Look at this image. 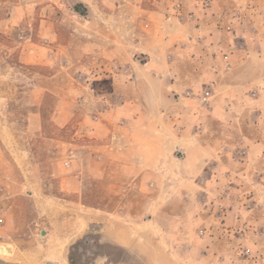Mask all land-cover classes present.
<instances>
[{"label":"rangeland","instance_id":"obj_1","mask_svg":"<svg viewBox=\"0 0 264 264\" xmlns=\"http://www.w3.org/2000/svg\"><path fill=\"white\" fill-rule=\"evenodd\" d=\"M260 7L264 0H0V245L13 251L0 260L70 264L87 236L103 252L88 264H234V231L242 223L264 229V211L247 212L238 195L206 203L195 185H109L107 165L96 170L92 121L75 110L83 95L75 75L115 60L134 61L143 75L169 39L181 55L192 43L201 59L215 56V43L243 53L237 40L264 38ZM148 55L154 61L144 69ZM147 84L155 97L159 82ZM122 85L104 79L96 94ZM141 188L164 197L146 209ZM174 189L178 200L165 198ZM241 194L264 201V187ZM244 242L264 264V240L249 234Z\"/></svg>","mask_w":264,"mask_h":264},{"label":"crops","instance_id":"obj_2","mask_svg":"<svg viewBox=\"0 0 264 264\" xmlns=\"http://www.w3.org/2000/svg\"><path fill=\"white\" fill-rule=\"evenodd\" d=\"M176 40L162 43L161 62L154 70L141 69L139 75L134 61H118L121 74L106 78L123 87L105 95L104 120L90 127L96 170L104 172L107 165L113 178L109 185H118L119 179L126 185H195L206 203L244 198L242 189L264 187V53L252 48L264 46V38L237 40L243 53L232 49L233 44L221 52L215 43L208 47L215 56L202 59L198 51L191 54L192 43L181 55ZM170 50V56L163 55ZM146 59L144 69L154 61L153 56ZM150 78L159 82L155 97L147 84ZM207 88L213 93L210 107L183 98L188 90ZM175 126H182V132L175 133ZM174 190L165 198L178 200L181 191ZM140 192L146 209L150 200L159 203L164 197L162 191L154 197L144 188ZM190 220L199 221L201 215Z\"/></svg>","mask_w":264,"mask_h":264},{"label":"built area","instance_id":"obj_3","mask_svg":"<svg viewBox=\"0 0 264 264\" xmlns=\"http://www.w3.org/2000/svg\"><path fill=\"white\" fill-rule=\"evenodd\" d=\"M47 42V41H46ZM121 64L118 60H115L111 63L106 64H95L94 67H90V71L86 72L85 69L80 70L75 75V80L78 85L83 90V95L77 104L75 110L77 112H84L90 118L92 123H98L101 120H104L103 115L107 110L105 104V97L96 94V84L101 82L102 80L110 77L112 75H120L122 71ZM255 96V94H252ZM181 96L177 94V98ZM183 98L185 99H193L199 105H203L204 107H210V104L213 99V93L211 88L201 89V91L193 92L186 91L183 94ZM177 133L182 132L181 127L176 128ZM69 163H66L68 165ZM255 195V194H254ZM252 194L243 195L244 202L243 206L247 212L252 211H264V201L257 196ZM222 213V211H220ZM234 234L237 235L240 240L238 243V253H237V261L234 264H256L254 260L256 259V255H253L251 250L245 245L244 240L249 234L256 236L257 238L264 240V229H253L250 226V223H242L240 228L234 231Z\"/></svg>","mask_w":264,"mask_h":264},{"label":"flooded vegetation","instance_id":"obj_4","mask_svg":"<svg viewBox=\"0 0 264 264\" xmlns=\"http://www.w3.org/2000/svg\"><path fill=\"white\" fill-rule=\"evenodd\" d=\"M101 248L97 240L86 236L83 240V244L72 248L69 257L70 264H88L91 258L98 257L103 253L102 250H100Z\"/></svg>","mask_w":264,"mask_h":264},{"label":"bare ground","instance_id":"obj_5","mask_svg":"<svg viewBox=\"0 0 264 264\" xmlns=\"http://www.w3.org/2000/svg\"><path fill=\"white\" fill-rule=\"evenodd\" d=\"M12 255H13V251H11L10 247L0 245V259H4Z\"/></svg>","mask_w":264,"mask_h":264},{"label":"water","instance_id":"obj_6","mask_svg":"<svg viewBox=\"0 0 264 264\" xmlns=\"http://www.w3.org/2000/svg\"><path fill=\"white\" fill-rule=\"evenodd\" d=\"M79 9H80V11H81L82 13H87V12H88L87 9H85V8H83V7H79ZM177 150H178V152H180L179 149H177ZM0 264H5V262L0 260ZM44 264H57V263H55V262H53V261H50V260H46V261L44 262Z\"/></svg>","mask_w":264,"mask_h":264}]
</instances>
